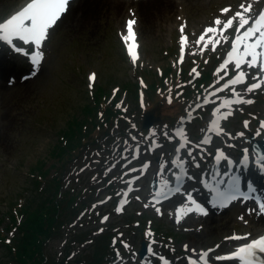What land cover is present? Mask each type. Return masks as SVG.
Wrapping results in <instances>:
<instances>
[{"label":"rangeland","instance_id":"obj_1","mask_svg":"<svg viewBox=\"0 0 264 264\" xmlns=\"http://www.w3.org/2000/svg\"><path fill=\"white\" fill-rule=\"evenodd\" d=\"M25 2L0 0V24ZM176 2L172 18L160 28L147 29L142 33L133 24L139 56L135 67L130 62L128 45L124 42V37L128 35L127 24H121L116 16H110L107 11L100 20L86 25L82 30H77L71 23L59 24L58 20L40 49L43 59L38 71L34 70L28 56L5 49L0 42V68L8 75L5 78L8 79V91L0 94V136L3 138L0 137V231H6L11 236L7 231L10 205L18 200L25 203L26 198L31 196L32 166L38 161L46 163L45 168L52 164L53 149L66 144L59 140L61 133L71 121L84 119L85 108L93 103L91 96L92 92L97 91V85L108 97L107 104L119 103L117 106L125 111L130 123H118L111 133L114 139L109 140L104 121L98 119L96 146H89L86 151L80 146L78 152L70 150L69 156L64 148L60 151L64 154L62 159L65 162L78 153L77 159L67 163V176L65 173L63 175L69 182L68 188L76 190L77 194L85 189L88 180H92L90 189L94 195L89 197L90 209L81 213L77 222L63 228L64 235L47 241L44 254L49 262L89 264L99 247V243L94 245L95 240L99 238L104 243L107 240L105 235L113 234L115 243L113 241L111 247L115 252L107 264H162L160 257L168 260L169 264H188V258L193 256L194 251L187 243L198 235L202 236L196 223L203 222L204 215L192 212L197 216L190 219L182 217L177 222L178 207L186 201L184 192H174L168 198L163 195L162 200L157 202V190H152V182L157 181L159 188L160 184L175 175L178 159L184 160L187 161L188 176L193 178L185 179L182 188L187 190L194 187L196 191L193 195L203 197L207 192L201 179H211L217 150L239 161L243 150L248 149L249 157L254 160L256 152L252 148L253 143L263 145L264 128L260 127L261 122L257 124L250 118L256 116L264 121V73L260 72L259 67L249 71L241 69L250 79L248 84H262L259 89L249 93L245 91L248 84L233 86L228 83L231 71L235 69L234 63H229L226 71H221V65L227 61L237 35L239 17L236 13L241 12L250 18L251 25L252 21L264 14V0ZM249 8V11H244ZM225 9L228 11L225 12ZM217 19L221 21L220 25H216ZM229 19L233 20L231 27L223 30ZM209 27L217 28L214 37L213 34L205 35ZM243 31L241 29V33ZM202 35H205L204 41H200ZM213 38L218 41L215 45ZM25 50L31 51L33 46L26 45ZM206 69L214 71L216 82L205 88L203 94L197 95L194 102L191 96H186V88L197 94L199 81ZM196 73L201 77L197 78L199 75ZM257 73L259 79L254 81L252 76ZM92 74L95 75L94 81L90 80ZM179 74L190 77L186 83L177 82ZM135 82L156 85L149 95L144 91L146 96L141 94V101H137L134 97L129 99L123 92V87L129 88L132 86L130 83ZM179 87L181 92L177 93ZM233 91L252 103L225 105V100L236 99ZM157 93L166 96L165 105L174 108L161 112L163 107L154 109L156 116L182 109L185 113L191 110V117H182L174 127H170L166 121H156L145 138L141 135L145 107H156ZM120 95L125 99L122 100ZM199 102L203 106L195 110ZM229 111L232 114L227 119H221ZM215 112L220 114V134L210 130ZM244 121L249 122L247 128ZM86 131H92L91 125H87ZM181 132L187 137V145L178 135ZM239 133L244 135L239 136ZM230 136L235 139H230ZM204 140L210 143H204ZM81 142L85 143L84 139ZM177 148L182 150L179 156ZM188 152L196 157L199 168L194 167ZM226 167L227 162L222 161L221 173ZM249 168L254 167L236 166L232 169L233 174L240 172L243 175L244 191H247L249 184L245 183L244 173ZM253 171L257 173V170ZM256 177L258 181L252 178L256 189L254 195L264 197L263 178ZM128 185L132 190L128 193V201L122 204L121 192ZM208 204V210L212 209V205ZM121 207L122 210H118ZM157 208L160 209L159 213ZM253 208L259 206L251 199L243 203L237 200L223 210L214 207L223 220L214 226L217 230L215 236L203 241V250L212 249L210 252L213 253L219 241H224L225 237L246 233L254 217L252 211L248 210ZM104 217H107L106 221ZM193 219L194 222L190 223ZM83 231L91 233V239H95L82 245L76 244L73 248L70 239L75 233ZM142 242L147 244L149 250L143 259L139 255ZM125 243L129 245L128 248L124 247ZM70 247L73 248L71 254L67 253ZM15 263L13 255L0 243V264Z\"/></svg>","mask_w":264,"mask_h":264},{"label":"snow or ice","instance_id":"obj_2","mask_svg":"<svg viewBox=\"0 0 264 264\" xmlns=\"http://www.w3.org/2000/svg\"><path fill=\"white\" fill-rule=\"evenodd\" d=\"M69 2L70 0H28L21 10L12 15L6 22L0 24V42L11 47L14 51L21 52L22 54L28 56L30 61L33 63L34 70L38 71L39 65L43 59L40 51L42 44L48 37L49 30L52 29L56 25L57 21L60 20L61 16L66 13ZM241 7H243V5H241ZM249 10L250 8L244 9L245 12ZM224 11L227 12L228 10L225 9ZM236 16L239 17V27L236 29L237 35L232 45V51L227 57V61L225 64L221 65V71H226L228 64L234 63L238 74L234 79H231L228 82L233 86L240 83L247 84V74L241 70L243 65H247L249 69L259 67L260 72L264 73V14H261L258 19L252 21L251 25L250 18H246L241 12H237ZM215 23L216 25H220L221 21L217 19ZM232 23L233 20L229 19L223 30H227V28L231 27ZM133 24L134 21L127 22L128 35L124 37V42L128 45L127 51L130 57V62L132 66L135 67L139 56L136 50L138 45L135 43ZM241 29L244 30L242 33ZM216 33L217 28L209 27L206 30L205 35L213 34L214 37ZM205 35L200 37V41L205 40ZM212 43L215 45L218 41L213 38ZM29 44L33 46V50L31 51L25 50V46ZM193 71L195 72V69H193ZM196 74L199 75V73ZM221 79H223V77H221ZM252 79L254 81L258 80L259 73L253 75ZM90 80H95L94 74L90 76ZM261 86V83H251L247 85L245 91L251 93L253 90L259 89ZM233 95L236 99L225 100V105L230 107L233 103H252L251 100L242 99L240 97V93L238 92L233 91ZM169 102H171V99H169ZM231 114V111H229L222 116L221 119H227V117ZM248 124V121H244L245 128L248 127ZM260 127L264 128V121L261 122ZM213 128L218 134L222 131L219 128V121L213 123ZM165 135H167V133H165ZM178 135L181 136L183 144L187 145L188 140L186 135L182 132L178 133ZM243 135L244 133H239V136ZM257 135H260V133L257 132ZM229 138L235 139V137L232 136ZM203 142L210 143L208 140H204ZM156 146L159 147V145ZM228 146L235 147L234 145ZM187 155L191 157L194 167L199 168L200 165L196 162V157L192 155V152H188ZM214 161L217 166L222 161H226L227 167L223 173L219 171L218 167L216 171L211 173V176L215 180L214 183H209L207 180L201 179V183H203L204 187L208 190L203 197L199 194H197V196L193 195V192L196 191L194 187L187 190L182 188L184 178L188 177L189 179H192L193 177L188 176L185 164H181L177 161V166L181 169L184 175H176L175 179L177 183L175 187L170 189L169 192L164 193L165 198H168L170 194L174 192L180 191L184 192V195L186 196V201L181 202L178 207L177 222H179V219L184 217L186 214L191 215L192 212L199 215H208L206 207L207 203H210L213 207L223 208L229 206L237 200L242 203L250 199L255 200L259 206L261 214H264V199H260L254 195L256 192L255 187L252 184H248L247 191H244L242 189L240 177L232 173V169L236 167L237 164L244 168L249 167L248 149L243 150L242 158L239 161L226 155L222 150H217V154L214 156ZM255 163L258 168L264 171V154L257 153L255 156ZM208 194H210V197ZM188 205H190L191 208H189ZM145 206L147 207V205ZM118 210H122V207ZM253 210L254 209H249L248 211L251 212ZM156 211L159 213L160 209L157 208ZM240 219H243V217H240ZM106 220L107 217H104V221ZM101 231H103V229H101ZM225 239L247 240V235L244 237L233 235L225 237ZM124 247L128 248L129 245L125 243ZM217 247H219V245H217ZM210 251H212V249L201 251L196 258L189 257L188 264H210ZM261 253H264V235H260L245 244L236 247L235 251L217 254L213 259L216 261L238 260L241 264H258V262H261ZM117 257L119 258V252H117ZM160 259L162 264H169V261L165 258L160 257ZM261 264H264V262H261Z\"/></svg>","mask_w":264,"mask_h":264},{"label":"trees","instance_id":"obj_3","mask_svg":"<svg viewBox=\"0 0 264 264\" xmlns=\"http://www.w3.org/2000/svg\"><path fill=\"white\" fill-rule=\"evenodd\" d=\"M245 69H248V67L246 66ZM237 74V70L233 69L230 76H236ZM181 75L182 74H179V80L177 82L186 83L190 76L182 77ZM216 76L217 75L213 70L206 69L199 81L200 89L196 91L197 94L194 95V91H190L186 88V96H191L195 102L197 95L203 94L202 92L205 88L216 82ZM130 85L132 86L129 88L123 87V92L129 99L134 97L137 101H141L139 91L143 89L145 93L149 95V91L156 84L151 83L150 85L143 87L142 84L135 82L130 83ZM176 92H181L180 87ZM156 95L157 97L159 96L155 102L156 107L153 109H147V107H145V111H153L154 109L158 110V108L161 109L162 107L163 108L159 112L164 109H172L173 106L165 105L166 96L162 97L161 93H157ZM91 97L93 103L85 108L84 119L71 121L65 131L61 133V139L59 140L66 143L62 148L68 151V156L71 155L70 150L78 152L80 146L86 151L89 146L97 145L96 142L98 137L96 131L98 127L96 121H98V119L104 121L108 130L109 140L114 139L111 133L118 123L122 122L129 125L127 119L124 117L125 113L117 106L119 103L111 104L108 102L107 104L106 99H108V97L102 92L101 86L97 85V91L92 92ZM262 101L264 104V99ZM182 113H184L182 109L180 111L171 110L166 111L164 116L162 114L157 116L161 118V123L166 121L170 126H174L182 116ZM250 120H254L255 123L260 124L263 118L260 120L258 117L256 118V116H254L250 118ZM87 125H91L92 131H86ZM141 133L147 134V131L142 128ZM83 139L85 143L81 142ZM62 148H54L55 154L53 149V155L51 158L53 159V162L48 168H45L46 163L43 164L42 161H38L32 166L30 171V177H32L31 196L29 199L28 197L26 198L25 203H19L18 200L16 203L14 202V204L10 205V223L7 227V231L11 233V236H9L6 231H0V243L6 246L7 250L13 255V258L16 261L15 264L64 263V261H48L44 254L47 241L56 238L59 235H64L62 229L67 225L77 222L80 214L85 213L90 209L91 202H89V197L94 195L90 189V183L93 181L88 180L86 185H84L85 189L83 191L80 190L77 194L75 193L76 190L68 188L67 184L69 182L64 179L63 175L67 163L77 159L76 156L78 153L65 162L62 159L64 154L60 153ZM56 155H58L57 158H55ZM44 168L45 170H43ZM67 173H65L66 176ZM106 235L105 237L107 240L104 237V243L101 239L99 240V238L95 240L94 245L99 243V247L92 258V262L89 264H106L109 261L111 254H114L115 251H113L111 247L112 242L114 241V235ZM72 237L73 238L70 239V242L73 248H75L74 246L76 244L82 245L95 239H91V233H85V231L80 234L75 233ZM72 247H70L69 250L67 249V253L71 254Z\"/></svg>","mask_w":264,"mask_h":264},{"label":"bare ground","instance_id":"obj_4","mask_svg":"<svg viewBox=\"0 0 264 264\" xmlns=\"http://www.w3.org/2000/svg\"><path fill=\"white\" fill-rule=\"evenodd\" d=\"M176 1L177 0H73L71 1V4H69L66 13L61 16L59 24L71 23V25H73L77 30H82L86 25H93L94 21L100 20L103 13L107 11L110 16H116V18L120 21L121 24H127L128 21H134V23L137 25V28L139 29V32L141 31L143 33L147 29L151 30V28H153V30H156V28H160V26H162L164 22L170 20V18H172V11L174 10V6L177 3ZM27 2L28 0H26V2L20 8H23ZM7 76L8 75L6 71L0 68V94L6 93L8 91L6 89V80L8 79H5ZM219 115L217 112H215L213 113V116L211 118L212 127L210 130L216 133L217 131L213 128V123L215 121H219ZM1 139L3 138L1 137ZM249 164L255 165H252L254 168H249L248 177L255 178V175H258L259 170L255 163V157L254 160H252V157H249ZM253 170H257V173ZM177 172L178 171L176 169L175 175L173 174V176L167 179V181H164V183L160 184L158 192L156 193L157 195H164V193L169 192L170 189H173V186L177 183L175 179V176L178 174ZM207 181L209 183L215 182L213 177H211V179ZM203 188L206 192L208 191L204 186ZM121 195L122 196L120 199V203L124 204L128 201L129 198L128 190H123L121 192ZM207 205L209 206L208 203ZM188 207L191 208L190 205H188ZM253 209L254 210L252 211V214L254 215V217L250 222L251 224L249 225V228L246 233L240 236L244 237L247 235V240L224 239V241H219V247H217V249L214 250L213 253H209L210 264H241V262L238 260L216 261L213 258L217 254L235 251L236 247L241 246L260 235H264V214H261L259 208ZM220 214L221 213L217 212L213 207L212 209L208 210V215L203 216V222L198 221L196 223V226L199 227V229L197 228V230L201 231L200 233L202 236L198 235L197 238H192L191 241H188L187 243V246L192 251H194L192 258H196L199 252L204 251L201 246H203V241L205 239L213 238L215 236L217 230L214 226L216 224L219 225L220 220H223L220 219ZM196 216V214L193 215L191 213V215L186 214L184 217L185 219H190ZM193 222L194 219L191 220L190 223ZM234 235L238 236L240 234ZM260 257L261 262H264V253H261ZM261 262H258V264H261Z\"/></svg>","mask_w":264,"mask_h":264},{"label":"water","instance_id":"obj_5","mask_svg":"<svg viewBox=\"0 0 264 264\" xmlns=\"http://www.w3.org/2000/svg\"><path fill=\"white\" fill-rule=\"evenodd\" d=\"M144 117H145V120L143 122V127L146 129H150L153 126L154 121H156V117H154V114H151V113L146 114ZM253 145H254V148L258 151V153H261V154L263 153V151L260 150L259 145H257V143H254ZM155 186H156V182H154L153 189L156 188ZM141 249L142 250L140 254L144 256L146 254L145 242H143Z\"/></svg>","mask_w":264,"mask_h":264}]
</instances>
